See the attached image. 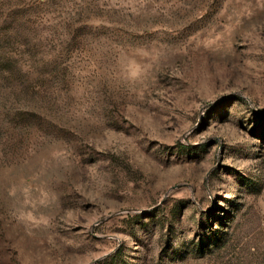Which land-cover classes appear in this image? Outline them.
Segmentation results:
<instances>
[{
  "label": "rangeland",
  "instance_id": "obj_1",
  "mask_svg": "<svg viewBox=\"0 0 264 264\" xmlns=\"http://www.w3.org/2000/svg\"><path fill=\"white\" fill-rule=\"evenodd\" d=\"M0 264H264V0H0Z\"/></svg>",
  "mask_w": 264,
  "mask_h": 264
}]
</instances>
